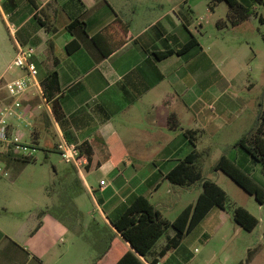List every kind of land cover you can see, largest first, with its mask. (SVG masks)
Segmentation results:
<instances>
[{
	"label": "crops",
	"instance_id": "1",
	"mask_svg": "<svg viewBox=\"0 0 264 264\" xmlns=\"http://www.w3.org/2000/svg\"><path fill=\"white\" fill-rule=\"evenodd\" d=\"M239 1L254 7L257 15L220 28L218 21L230 10L227 4L217 15L225 1L212 9L209 0H0V105L9 101L6 83L26 75L13 65L18 49L35 48L37 80L43 87L48 71L57 70L55 98L66 117L57 121L52 101L32 86L22 97V117L11 119L10 127L39 146L43 130L52 128V148L60 156L62 141L89 143V162L78 171L83 191L75 199L88 220L111 226L109 217L117 218L135 197L152 202L162 182L170 181L167 174L194 149L187 131L194 132L196 149L203 146V153L220 148L212 142L215 138H237L222 155L264 188L263 164L235 145L259 116L251 125L237 121L251 102L238 94L253 85L242 77L252 74L259 58L251 44L261 39L264 49V22L259 19L264 18V4ZM208 13L217 15L209 25ZM209 32L214 42L208 43ZM192 36L199 45L156 56L182 48ZM74 41L79 48L68 52ZM114 136L124 151L116 144L115 156L107 144ZM18 159L0 146V166L10 174L0 172L10 179L0 182V264H83L73 260L75 246H60L71 231L52 215L34 207L28 208L26 220L10 214L23 201L35 202V194L20 184L26 165ZM69 167L66 163L60 172ZM89 199L95 211L88 209ZM211 215L221 223L230 219L217 206L204 219ZM190 255L185 248L176 264ZM118 256L111 251L96 264H115Z\"/></svg>",
	"mask_w": 264,
	"mask_h": 264
},
{
	"label": "trees",
	"instance_id": "2",
	"mask_svg": "<svg viewBox=\"0 0 264 264\" xmlns=\"http://www.w3.org/2000/svg\"><path fill=\"white\" fill-rule=\"evenodd\" d=\"M225 1L229 7L226 19L218 21V27L227 24L236 26L243 21L257 15L254 7L244 4L239 0H209V6L213 9L218 3ZM257 4H264V0H255ZM264 22L263 16H259ZM40 23L48 31H55V27L40 20ZM199 45L195 36L178 50H167L156 53L158 58H165L173 53H183L189 48ZM79 48L74 41L67 46L68 52ZM44 94L52 101V111L57 121L63 122L66 114L61 102L55 95L59 91L57 70L48 71L43 80ZM193 131H187L186 135L194 146L193 151L180 161L178 165L167 174V179L178 185H192L198 181L202 184V191L194 203L188 204L174 220L165 218L155 205L144 196H137L125 210L117 217L110 218V225L101 226L94 219L88 220L86 214L76 203V197L83 191L82 183L75 166L70 165L65 171L54 170V179L46 187L47 195L53 199V203L42 210V214H50L63 223L72 233L85 239L98 252L95 264L107 253L113 252L119 255L115 264H158L168 251L176 249L182 243L184 237L190 234L204 219L208 212L215 206L228 212V194L217 182L204 177L197 167L196 161L200 154L196 149V139ZM39 148L37 142H33ZM107 144L115 156V145H122L117 137H112ZM245 149L253 159L264 166V108L261 109L254 126L249 132L240 138L236 144ZM83 154L91 156V148L88 142L78 145ZM124 152V151H123ZM11 154V153H10ZM21 163L26 164L36 161V158L16 155ZM124 154V159H127ZM216 170L223 171L247 193L253 195L258 203L264 206V188L242 169L235 160L222 155L215 165ZM233 217L237 224L248 231H253L259 224V219L243 206H236ZM173 228L175 233L167 238L165 246L158 254L150 258V253L157 241L164 235L167 229ZM116 230V231H115ZM119 234V235H118ZM125 243L131 247L125 248ZM117 246H123L118 250ZM152 254V253H151ZM238 264H243L242 262Z\"/></svg>",
	"mask_w": 264,
	"mask_h": 264
},
{
	"label": "rangeland",
	"instance_id": "3",
	"mask_svg": "<svg viewBox=\"0 0 264 264\" xmlns=\"http://www.w3.org/2000/svg\"><path fill=\"white\" fill-rule=\"evenodd\" d=\"M226 6L227 3L223 2L218 8L217 15L224 13ZM217 15L208 13V25L210 22L213 23ZM214 40L209 32L208 43L214 42ZM251 45L258 51L259 58L253 62L255 70L252 74L242 77L248 79L253 85L238 91L241 100H251V102L246 104L244 111L239 114L237 119L238 123L249 125L253 123L258 113L264 108V49L262 50L261 47V39L258 42L255 40ZM15 70H17L16 67ZM248 70L250 71V69ZM3 92L1 91L0 100L4 98ZM236 139L215 138L212 142L221 144L220 148L211 152L206 150L205 153H203V146L198 144L200 156L196 161V165L204 177L217 182L227 192V209L230 219L221 223L218 216L207 217L184 237L178 249H173L168 252L167 256L162 257L160 264H176L185 248L191 251V255L182 264H238L240 262L243 264H264V206L260 205L253 195L247 193L223 171L215 169L221 155L228 154V147ZM23 140L27 143H33L30 137ZM52 141V128L49 132L43 130L39 150L35 154L36 161L24 164L26 168L19 177L20 184L35 194V202L23 201L20 207H11L9 212L14 214L17 219L26 220L30 215L29 207L43 210L53 203V199L47 195L46 187L52 182L55 168L60 171L66 163L52 148ZM206 142L208 143V138ZM16 172H12L11 175L15 176ZM8 178L0 173V182H8L10 180ZM201 191L202 184L200 181L187 186L163 181L154 194L152 202L165 218L174 220L186 205L196 201ZM88 203V209L93 211V202L89 199ZM238 205L245 207L259 219V224L253 231L245 230L235 222L233 211ZM174 233L173 228L166 230L152 249L150 258L159 253L165 246L167 238ZM60 246H75L73 260L77 262L82 260L83 264H94L97 260V250L91 247L85 239L72 232L69 237L60 242Z\"/></svg>",
	"mask_w": 264,
	"mask_h": 264
},
{
	"label": "built area",
	"instance_id": "4",
	"mask_svg": "<svg viewBox=\"0 0 264 264\" xmlns=\"http://www.w3.org/2000/svg\"><path fill=\"white\" fill-rule=\"evenodd\" d=\"M35 51L33 47L18 49L13 65L24 70L26 75L6 83L9 101L0 105V146L8 153L29 158L35 157L39 148L33 143L25 142L22 135L10 127V120L22 117L24 113L22 97L32 86H37L43 98L47 99L42 85L37 80L39 71L34 62ZM58 149L63 160L75 166L78 171L86 167L89 162L88 156L82 153L77 144L62 141L58 144ZM0 172L6 176L10 175L2 166H0Z\"/></svg>",
	"mask_w": 264,
	"mask_h": 264
}]
</instances>
